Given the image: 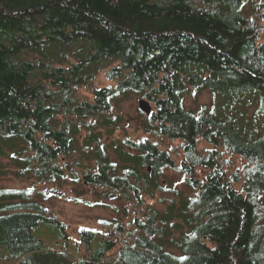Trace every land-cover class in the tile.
I'll list each match as a JSON object with an SVG mask.
<instances>
[{"label":"trees","instance_id":"trees-1","mask_svg":"<svg viewBox=\"0 0 264 264\" xmlns=\"http://www.w3.org/2000/svg\"><path fill=\"white\" fill-rule=\"evenodd\" d=\"M134 100L145 136L116 138ZM9 175L27 187H0V263L264 264V0H0ZM71 184L125 206L74 238L47 204L105 203Z\"/></svg>","mask_w":264,"mask_h":264},{"label":"rangeland","instance_id":"rangeland-1","mask_svg":"<svg viewBox=\"0 0 264 264\" xmlns=\"http://www.w3.org/2000/svg\"><path fill=\"white\" fill-rule=\"evenodd\" d=\"M96 87H102L109 85L105 73H100L97 79L94 82ZM82 95L87 98L91 97L89 91L82 90ZM212 101V95L209 91H204L201 95L198 96L197 100H193L191 98L188 99L187 105L190 108H198L200 105L208 104ZM139 100H134L131 102H127L124 105V111L128 114V119L122 125L124 130L116 133V138H123L125 136H129L131 138L137 139L145 136V132L141 129V119H140V109H139ZM254 108L249 109V115H252ZM162 147L165 150H169L177 161H180L183 157L182 151V144L180 142H171L166 141L162 144ZM200 150L210 148L206 143H200ZM237 166H242V162L237 160ZM165 177H161L160 181L167 182H177L180 180V175L177 174L175 171H168L165 173ZM27 187V183L25 181H21L13 177L12 175L1 177L0 176V187L5 188H14V189H21ZM72 190H79L83 191L85 195V199L91 202H99L103 200L105 203L104 206H89L87 204L77 203L76 201H70L69 199L66 200H56L52 203L47 204L52 212L56 213L61 220L66 222L68 227V232L74 238H78V228L79 227H99L98 220L99 219H112L114 217L112 207L111 206H121L124 207L125 203L123 202H116V201H109L103 197L102 190H96L90 187H83L81 186H73L71 184L68 186V193L72 192ZM72 196V193L71 195ZM34 235L37 237H42L45 240V243L48 248L57 249V250H67V251H74L73 244L64 245V243L59 242V240L55 237L56 235L48 229H41V233L38 230L34 231ZM4 264V263H0Z\"/></svg>","mask_w":264,"mask_h":264},{"label":"water","instance_id":"water-1","mask_svg":"<svg viewBox=\"0 0 264 264\" xmlns=\"http://www.w3.org/2000/svg\"><path fill=\"white\" fill-rule=\"evenodd\" d=\"M139 109L147 115H150L153 110L151 103L147 100H140Z\"/></svg>","mask_w":264,"mask_h":264}]
</instances>
